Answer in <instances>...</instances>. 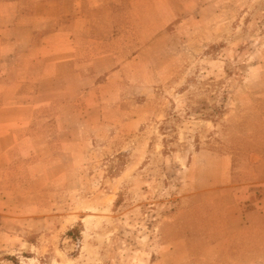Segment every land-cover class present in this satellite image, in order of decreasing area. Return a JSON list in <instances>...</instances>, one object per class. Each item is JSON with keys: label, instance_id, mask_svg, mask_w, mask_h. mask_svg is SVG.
<instances>
[{"label": "rangeland", "instance_id": "rangeland-1", "mask_svg": "<svg viewBox=\"0 0 264 264\" xmlns=\"http://www.w3.org/2000/svg\"><path fill=\"white\" fill-rule=\"evenodd\" d=\"M213 1L142 59L161 69L154 92L102 91L110 106L41 114L54 122L38 133L57 139L39 135L24 188L0 192V264H181L178 235L212 227L192 193L225 165L219 155L226 180L264 176V0ZM84 115L100 121L56 123ZM198 152L207 156L193 161ZM195 239L186 264H207Z\"/></svg>", "mask_w": 264, "mask_h": 264}, {"label": "crops", "instance_id": "crops-1", "mask_svg": "<svg viewBox=\"0 0 264 264\" xmlns=\"http://www.w3.org/2000/svg\"><path fill=\"white\" fill-rule=\"evenodd\" d=\"M213 5V0H0V192L24 188L29 167L24 157H33L40 136L57 139L37 131L39 124L54 122L42 119L44 111L87 100V108L110 106L99 102L96 93L102 91L154 92L161 69L142 59L151 57L153 44L175 39L168 30L172 23H198ZM99 121L84 115L57 117L56 123ZM26 143L32 145L27 151ZM48 148L59 149L52 143ZM200 156L207 155L198 152L193 161ZM219 156L225 165L192 193L204 197L212 227L183 230L181 236L176 231L177 249L187 252L181 264L191 261L197 236L205 243L207 264H264V176L226 180V156ZM257 158L263 161L264 149Z\"/></svg>", "mask_w": 264, "mask_h": 264}]
</instances>
